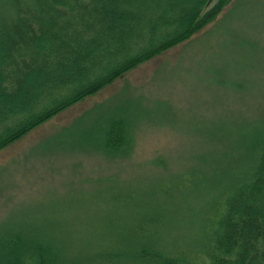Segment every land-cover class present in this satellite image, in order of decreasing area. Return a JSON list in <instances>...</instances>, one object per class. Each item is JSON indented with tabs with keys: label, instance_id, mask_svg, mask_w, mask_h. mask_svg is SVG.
Returning a JSON list of instances; mask_svg holds the SVG:
<instances>
[{
	"label": "trees",
	"instance_id": "trees-1",
	"mask_svg": "<svg viewBox=\"0 0 264 264\" xmlns=\"http://www.w3.org/2000/svg\"><path fill=\"white\" fill-rule=\"evenodd\" d=\"M228 2L0 0V150L189 39ZM135 104L105 100L75 117L73 124L87 114L77 130L88 139L87 151L104 157L129 152L132 121L142 119L134 112L142 104ZM118 110L122 115L113 113ZM125 113L136 114L131 123ZM209 146L196 159L200 172H178L166 182V173L156 175L160 183L146 189L151 203L142 189L118 187L93 228L1 236L0 264H264V115L213 137ZM190 188L203 194L195 233L172 236L174 220L160 213L191 212Z\"/></svg>",
	"mask_w": 264,
	"mask_h": 264
},
{
	"label": "rangeland",
	"instance_id": "rangeland-1",
	"mask_svg": "<svg viewBox=\"0 0 264 264\" xmlns=\"http://www.w3.org/2000/svg\"><path fill=\"white\" fill-rule=\"evenodd\" d=\"M105 100L132 108L136 101L142 104L134 111L142 116L139 122L132 121L135 113L122 116L133 125L131 150L123 156L87 151V137L77 132L87 114L72 123ZM262 115L264 0H229L189 39L136 65L0 150V237L80 232L88 224L93 228L107 215V203L118 187L142 189L143 199L151 203L146 189L160 183L156 175L166 173V182L178 172H200L196 159L211 149L213 137L232 134L246 119ZM187 191L191 212L173 218L168 208L160 213L174 220L172 236L195 233L203 194L195 188Z\"/></svg>",
	"mask_w": 264,
	"mask_h": 264
}]
</instances>
